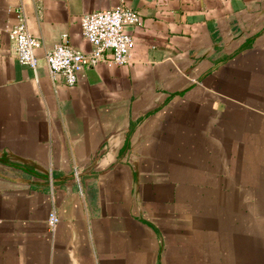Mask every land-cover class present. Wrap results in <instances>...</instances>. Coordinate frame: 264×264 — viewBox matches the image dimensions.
<instances>
[{
  "label": "crops",
  "instance_id": "obj_1",
  "mask_svg": "<svg viewBox=\"0 0 264 264\" xmlns=\"http://www.w3.org/2000/svg\"><path fill=\"white\" fill-rule=\"evenodd\" d=\"M120 5L139 17L128 61L53 77L45 53L89 52L80 16ZM197 253L264 264V0H0V264Z\"/></svg>",
  "mask_w": 264,
  "mask_h": 264
},
{
  "label": "built area",
  "instance_id": "obj_2",
  "mask_svg": "<svg viewBox=\"0 0 264 264\" xmlns=\"http://www.w3.org/2000/svg\"><path fill=\"white\" fill-rule=\"evenodd\" d=\"M138 22L137 13L124 5L82 14L79 24L83 37L91 45L90 51L83 52L65 41L55 44L44 55L51 75L61 77L67 85L73 86L85 67L100 61H110L118 65L126 63L134 39L125 27ZM10 37L17 60L35 68L37 58L34 51L39 47L40 40L29 33L24 21L11 29ZM57 222L55 211H51L48 218L49 228L53 230Z\"/></svg>",
  "mask_w": 264,
  "mask_h": 264
},
{
  "label": "rangeland",
  "instance_id": "obj_3",
  "mask_svg": "<svg viewBox=\"0 0 264 264\" xmlns=\"http://www.w3.org/2000/svg\"><path fill=\"white\" fill-rule=\"evenodd\" d=\"M176 218L175 219H177V218H179L180 217V215L179 214H175L174 215ZM178 220V219H177ZM176 220V221H177ZM177 222H179L180 224H182V221H180V220H178ZM170 257H171V260H172V255H170ZM190 258L192 259V260H195V262H191L190 264H200V259H201V254H191L190 255ZM179 259L181 260V262L182 263H185V260H186V257L184 258L183 257V255H181L180 257H179ZM176 260H177V257H176ZM179 264V263H178Z\"/></svg>",
  "mask_w": 264,
  "mask_h": 264
}]
</instances>
